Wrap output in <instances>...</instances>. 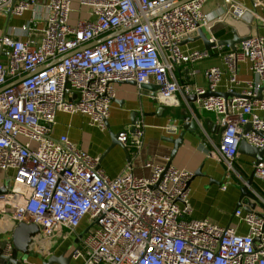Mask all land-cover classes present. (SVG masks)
<instances>
[{
  "label": "built area",
  "instance_id": "built-area-1",
  "mask_svg": "<svg viewBox=\"0 0 264 264\" xmlns=\"http://www.w3.org/2000/svg\"><path fill=\"white\" fill-rule=\"evenodd\" d=\"M208 1L78 0L90 17L72 25L71 14L81 11L73 0H0L6 20L9 11L11 18L31 12L22 26L0 34V169L14 171V186L1 202L13 207L15 223H36L46 237L75 235L71 253L80 264H264V219L258 214L236 210L247 234L192 217L193 171L146 163L150 176H138L128 164L113 178L100 167V157L66 134L53 136L59 112L81 113L106 130L120 82H154L157 97L174 103L178 93L186 98L216 92L227 73L228 92L241 88V96L198 102L216 114L222 131L215 151L235 172L242 140L264 146V117L258 113L264 110V37L250 36L235 51H225L226 70L207 69V88L180 84L177 66L210 56L207 49L182 48L184 40L212 25ZM223 1L236 18L248 10L238 0ZM210 41L223 48L215 36ZM246 60L255 80L238 77ZM177 128L172 122L166 130ZM144 132L139 119L118 140L139 152ZM253 166L264 179V161ZM81 225L88 231L79 234Z\"/></svg>",
  "mask_w": 264,
  "mask_h": 264
},
{
  "label": "crops",
  "instance_id": "crops-1",
  "mask_svg": "<svg viewBox=\"0 0 264 264\" xmlns=\"http://www.w3.org/2000/svg\"><path fill=\"white\" fill-rule=\"evenodd\" d=\"M248 10L241 17L236 18L227 12V6L223 0H209L205 11L211 19V26L204 27L203 31L210 38L215 36L218 41L233 37L236 31L239 37L261 35L264 37V0L254 6V0H238ZM73 8L80 9L70 16V23L75 25L80 18H89L88 9L81 7L78 0H73ZM31 16L26 12L22 16H12L8 26L20 27ZM222 19V21H218ZM7 20L0 17L2 26H6ZM196 34L195 36H197ZM22 37V36H21ZM194 37V36H193ZM211 42V41H210ZM184 50L206 49L202 39L187 41L182 44ZM231 50L229 46L222 49L212 47L210 56L198 62H190L179 65L174 70L177 81L182 85H198L208 87L205 75L207 69L218 66L226 70L223 60L225 51ZM238 77L242 80H255L256 75L251 69L249 61L239 64ZM149 84H156L151 82ZM229 77L225 73L217 89V92L233 95L228 91ZM116 97L112 102L107 129L101 130L90 124V118L81 113L69 114L59 112L57 124L53 133L54 137L66 134L82 149L95 157H100L101 168L111 177L120 175L128 164L132 165L134 174L138 176H150V164H169L178 168L188 169L194 172L189 188V200L192 207V217L196 219H208L220 226H231L239 234H247L248 225L235 216L237 209H244L247 198L242 199L243 206H239L242 198V187L247 184L254 173L253 162L255 159L238 151L234 161L235 172H229L225 162L216 153V146L220 142L222 127L213 112L202 109L199 99L193 106L180 93L177 94L174 103L156 101L152 88H142L136 83L120 82L117 84ZM241 88L236 89L235 94H241ZM264 117V110L258 111ZM190 116L195 121V128H186L185 119ZM143 120L145 124L144 144L140 151L128 148L129 156L123 146L113 142V134H117L125 128L132 126L134 121ZM178 125L175 133H170L166 127L170 123ZM183 133L182 141L175 150V139ZM264 161V154H263ZM14 171L0 169V188L14 186ZM226 186L224 189L223 187ZM249 189L255 193L264 203V179L255 174ZM0 195L1 225L6 231L4 237L11 240L15 223L11 215L14 211L11 205H4ZM257 211H261L259 207ZM85 229L81 225L79 234ZM75 235L65 237L60 232L54 237L39 235L30 244L29 254L20 253L22 264H44L52 256L68 257L78 243ZM53 264H61L55 262ZM67 264H80L79 260L72 258Z\"/></svg>",
  "mask_w": 264,
  "mask_h": 264
},
{
  "label": "water",
  "instance_id": "water-1",
  "mask_svg": "<svg viewBox=\"0 0 264 264\" xmlns=\"http://www.w3.org/2000/svg\"><path fill=\"white\" fill-rule=\"evenodd\" d=\"M7 15H8V18H7L5 28L8 27L9 20L11 18V11H9L7 13ZM249 37L250 36L239 37L237 32L234 31L232 38L219 40L218 45L229 46L231 50L235 51L238 48V45L241 42H243L244 40L248 39ZM197 39L203 40L205 48L207 50H210L212 47L215 46L214 43L209 41V38L204 33L203 29H200L198 31L197 36L190 37V38L184 40L183 43L187 42V41L197 40ZM63 58H65V57H61L57 61H60ZM131 83H135V82H131ZM140 87L152 88L153 96H154L155 100L156 101L160 100L157 97V91L159 89L158 84H141ZM0 90H2V89H0ZM232 95L241 96L240 94H235V93ZM209 96H222L225 98L229 97L228 94H222V93L216 91V92H207L205 95H201V96H197L196 94L188 95L186 97V100L190 103L191 106H193V103L195 101H197L198 99H201L204 97H209ZM160 101L163 102L162 100H160ZM182 118H184V116H182ZM184 119H185V123H186V128H189V126L192 128L193 127L195 128L196 123L194 120H192V118L190 116H186ZM135 122H136V120L134 121V123ZM251 128H252L251 125H248L246 127V130H251ZM118 135H119V133L113 134V142L114 143L117 142L118 144H121L123 146V148L125 149V151L127 152L128 157H130L127 146H125L124 144L119 142ZM182 137H183V133H181L179 135V137L173 141L175 143V150H174L175 152L177 150L178 145L182 141ZM239 151L244 152V153L252 156L255 159V161H257V162L263 161L264 146L263 147H255V146L249 144L246 140H242L240 143V146H239ZM169 165H171V163H169L168 166ZM254 174H255V172L250 176L249 180L247 181V184L244 185L241 189L242 190V198L239 202V206H241V207L243 206L242 199L244 197H246L247 198V200H246L247 206H245L244 209L247 212H254L264 219V203L259 199V197L255 193H253L249 189V185H251V183H252ZM8 191H9V188L7 186H4V187L0 188V195H4ZM257 207H259L261 209V211H257L256 210ZM1 215H2V212L0 211V219H1ZM1 224L2 223L0 221V264H22V261H21L22 259L19 258V254L20 253L25 254V255L29 254L30 244L41 233L40 226L36 223L28 224L26 222H19L17 227L14 229L11 240H10V239H7L4 237L6 230L4 228H2ZM87 231H88V229H85L84 232H87ZM8 244H11L12 248L9 252H6V247ZM72 258H73L72 253H70V255L68 257H65L64 255L52 256L46 262H44V264H53L55 262H59L61 264H67L69 262V260H71Z\"/></svg>",
  "mask_w": 264,
  "mask_h": 264
},
{
  "label": "rangeland",
  "instance_id": "rangeland-1",
  "mask_svg": "<svg viewBox=\"0 0 264 264\" xmlns=\"http://www.w3.org/2000/svg\"><path fill=\"white\" fill-rule=\"evenodd\" d=\"M1 24L2 23H0V34L3 33V31H4L5 27H6V26H2L3 24L2 25ZM9 27H11V26H9Z\"/></svg>",
  "mask_w": 264,
  "mask_h": 264
}]
</instances>
